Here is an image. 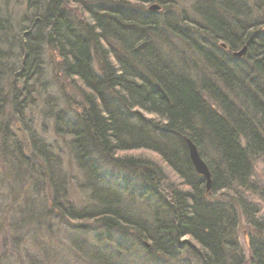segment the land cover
Returning <instances> with one entry per match:
<instances>
[{
    "label": "trees",
    "instance_id": "16d2710c",
    "mask_svg": "<svg viewBox=\"0 0 264 264\" xmlns=\"http://www.w3.org/2000/svg\"><path fill=\"white\" fill-rule=\"evenodd\" d=\"M30 1L26 28L15 29L10 16L0 12V120L5 111L12 120L5 116L0 122V165L8 181L1 184L7 191L13 187L10 169L27 190L32 183L40 192L50 189L53 202L62 204L66 179L55 152L59 147L47 143L40 129L33 131L34 120L27 122V112L39 108L41 118L52 120L57 139L69 141L96 199L90 210L58 208L59 224V218L101 224L107 246L112 234H134L150 264H163L153 255L172 260L182 249H196L201 264H247L237 239L240 209L257 231L250 237L249 264H264V222L246 196L255 192L254 162L264 158V0H192L179 12L174 0ZM153 3L160 8L144 7ZM70 4L81 12L68 10ZM50 27L57 52L47 66L42 49ZM243 47L242 56L234 55ZM58 77L64 82L60 95L50 89ZM66 83L82 103L71 121L62 119L68 111L61 99L73 104L63 89ZM17 123L25 126L34 158L42 159L32 161L24 153L26 141L15 139L12 130ZM187 139L210 170L208 194L190 160ZM9 149L13 157L6 166ZM91 150V156L106 159L136 150L158 158L124 156L118 167L127 176L118 182L98 172L94 157L88 156L86 164ZM221 192L228 201L214 199ZM25 199L20 218L2 211L0 234H6L0 238V264L9 261L5 247L12 241L18 246L28 225L42 236L35 235L39 248L24 264H52L50 255L56 254L44 243L53 235V211ZM77 239L65 247L78 248ZM128 248L123 246V257L98 249L92 264H134Z\"/></svg>",
    "mask_w": 264,
    "mask_h": 264
},
{
    "label": "rangeland",
    "instance_id": "374dc122",
    "mask_svg": "<svg viewBox=\"0 0 264 264\" xmlns=\"http://www.w3.org/2000/svg\"><path fill=\"white\" fill-rule=\"evenodd\" d=\"M174 2L178 3V9H177L178 12L179 10L181 11V9H186L187 7H190L191 4H193L192 0H174ZM154 4L156 3L147 4V5L145 4L144 7L151 10L150 7ZM31 5H34V3L33 2L31 3L30 0H0V12L5 14L6 16H10L15 26V29L20 30V28H24V27L26 28V25L28 26L30 25L28 22L30 18L29 12L31 11L30 10ZM67 9L72 10L77 14L81 12V10L78 7L71 4L69 7H67ZM46 46L47 47H43L42 49L43 51L42 57H43V62L45 61L48 66L49 63H53L52 57H55L56 51H52L54 50V46L52 47H49L48 45ZM9 80H10L9 78L8 81L5 80L7 81V87L10 82ZM5 81H3V83ZM51 81L54 86L51 87L50 89H53V91L56 94L57 92L59 93V90H61L60 85L64 83L63 80L61 79V77H58L56 79L53 78ZM3 85H5V83ZM64 85L65 86H63L64 87L63 89L68 91L69 94L68 93L67 94L69 95V98L73 100V104L71 105V101L69 100V105H68L66 104L67 102L65 103L64 99H61L62 100L61 107L68 111L67 113H65V116L67 118L65 121H71L75 117L74 114L82 110V103H80L81 98L79 97V95L70 89V85L68 83ZM20 86L21 85H19L18 87ZM37 103L39 105L41 102H37ZM6 114L8 113H6L5 111L3 115L4 117L3 119L0 120V122L5 120L6 118H8L9 121H12L10 120L9 116ZM27 114H28L27 122H30V120H34V125L32 128L33 131H39L40 129L43 138L47 141V143L49 144L52 143L53 145H55V147H59V151L56 149L55 152H56V156L57 157L59 156V160L61 162L60 168L62 170L63 176H65L66 179V190L65 192H63L64 196L61 200L62 204L61 202H53L55 200L53 197V191L49 189V191L47 192L46 191L40 192L37 190L38 187L35 188L34 183L31 184V190H27L24 184H22L21 178L16 174H13L12 173L13 170L9 169L8 171L9 176L7 177H9V179L11 178V183L13 184V187H9L10 189L9 188L8 189L10 191H7V188H5L6 186L1 184L2 179L6 180V183H8L7 179L3 178L7 174L6 173L7 169L2 170V166L0 165V184L4 187L3 190L2 187H0L2 191L0 193V225H1V221L3 222L2 214L4 211H8V216L9 218L11 217V219H13L12 218L13 215L16 217V219L20 218L19 217L20 213L23 212L19 209V207L20 205L23 204L22 201L25 199V197H28V195L30 196V198H26L28 200V203L31 200L33 201V203L37 202L38 205L39 204L42 205L43 203L48 210L53 212L58 210V208H61L60 211L65 212L66 210L65 208L70 205L75 206L76 208L79 209H89L91 206H95L96 199L92 194L90 195V190L87 189L88 181L84 175L85 170H83V168L79 166V163L76 160L75 156L73 155V151L70 145L68 144L69 141L67 142L64 139L63 140L57 139V137L53 133L52 120H46L47 118L45 119L41 118V116L39 115L41 114L39 108H34L31 111L27 112ZM5 116L7 117L5 118ZM146 116L149 117V115ZM17 124H15V128H13L12 130L14 136H16L15 139L19 140L20 142L22 140L26 141L24 145L27 146L28 149H25L24 153L27 154L29 157L31 156L30 159H32V161H34L33 159L35 160L42 159V157L39 154H37V158H34L31 151V149L33 148L32 147L33 143L32 141H29L27 134H25L24 132L25 126L22 123H17ZM41 125H45V128H42ZM42 135H40V133L38 132V136L42 137ZM1 139L2 136H0V140ZM8 152L10 153L7 154V158H6L7 161H5L6 166H8V164L9 165L11 164L12 162L11 158L13 157L10 155L12 153L10 149L8 150ZM95 155L96 154L93 155L94 162L96 163L98 162L99 166L101 165V167L103 168L102 172L104 173V175L107 178L112 177L118 182H124L126 180L124 175L125 172L119 169L118 167L123 165V163H125L124 156L134 157L138 155H145V156L158 158L156 154L150 153L145 150L125 152L119 156L108 157L107 159ZM16 157H19V155L17 154ZM24 159L26 161L30 160V159H26L25 157ZM0 164H1V160H0ZM43 170H44V166H43ZM104 171H108V172L113 171L114 175H110ZM40 180L47 182V180L44 178H40ZM253 181L255 185V192L248 193L246 196L248 197V201L250 202L249 205L255 206L256 207L255 209L258 211L256 212V218L263 223L264 222V158H260L254 162ZM98 184H99L98 186L103 185L100 182ZM132 184H135V182H132ZM15 188L16 190H14ZM208 193H210V191ZM222 194H224V192L215 195L214 199L216 198L222 201H228L229 200L228 195H222ZM9 203H11L12 205L11 207H8ZM38 205L36 208H39ZM64 205H66L65 208ZM53 212H52L53 220H50L49 223L51 222L54 223L59 216V210L57 214ZM237 212H238V216H240L239 217L240 220L237 226V239L242 247L243 253L247 258V264H249L248 259L251 256L250 243H249L250 237L252 235L255 236L257 234V231L253 226H251L250 223H248V219L246 218L245 213H243L240 209H238ZM62 219L59 218L60 224L58 223V221H56L52 225V227L49 228L51 229L50 231L53 232L52 236H47V238L51 239V242L48 241L47 245H45L44 243V246H46V248H50V247L52 248L51 253H53L54 255L56 254L55 256L49 254L52 258V264H92V259L93 258L97 259L98 255L100 254L98 249H104V251H109V252H111V250L112 252L118 251L120 257H123V246L130 247L128 249L132 251L131 256L134 260V264H150L147 259L144 260L145 257H147L145 256V254L147 253L144 252L146 250L145 245L141 243L134 234H128L129 232L127 231L126 234H128L129 236L123 235V238L121 237V235L112 234L113 235L112 245L107 246L106 244L107 234L104 233L103 225L92 222L78 223V221L76 223H73L74 224L73 225L72 221H70L68 218L67 219L65 218V220L61 222ZM28 229L29 231L27 232L25 239L24 240L21 239L22 241L18 246L12 248L10 244H8L7 248L5 247V249L8 250L7 257L9 261L5 262L4 264H24L25 261L24 259L28 258L29 256L28 254L30 255L36 254L37 247L39 248V245H35L34 241H36V239H38L42 235L41 233L37 234L34 231V228L31 227L30 225H28ZM43 231L44 230H42L41 228L40 232H42V234H46V232ZM12 233H14V231H12ZM4 234H6L5 230H3L2 233L0 234V238H2ZM35 235H38L39 237ZM73 237L78 238L77 242L80 245V246L78 245V248L72 249L76 253L75 256L73 255L74 252H72L71 249L65 247V244L67 245V243H70L73 240ZM118 241L120 242L118 243ZM104 246L106 247L104 248ZM119 249H121V251H119ZM181 251L182 253H180L179 256H177L172 260L158 254L153 255L154 256L153 259L155 261H161L163 264H172V262L173 264L175 262H176L175 264H201L200 263L201 260L198 258V256L195 253L196 249L195 251L191 250L190 252L188 251V249H182ZM147 255H149V253Z\"/></svg>",
    "mask_w": 264,
    "mask_h": 264
},
{
    "label": "water",
    "instance_id": "95a60500",
    "mask_svg": "<svg viewBox=\"0 0 264 264\" xmlns=\"http://www.w3.org/2000/svg\"><path fill=\"white\" fill-rule=\"evenodd\" d=\"M151 9H159V6L154 4L150 7ZM48 44L50 46H54L56 47L55 44V38L52 34V28H50V30L48 31ZM245 52V49L241 52H239L237 55H242ZM187 144H188V148H189V155H190V159L193 163V166L195 167L197 173H199L201 176H203L206 180V187L209 190L212 186V180H211V174L209 171V168L207 166V164L205 163V161L203 160V158L201 157L197 146L190 140L187 139Z\"/></svg>",
    "mask_w": 264,
    "mask_h": 264
},
{
    "label": "bare ground",
    "instance_id": "6f19581e",
    "mask_svg": "<svg viewBox=\"0 0 264 264\" xmlns=\"http://www.w3.org/2000/svg\"><path fill=\"white\" fill-rule=\"evenodd\" d=\"M50 28H52V27H50ZM49 30H50V29H49ZM49 30H48V31H49ZM48 31H47V36H48ZM47 39H48V38H47ZM47 43H48V40H47ZM43 46H45V44H44ZM43 46H42V47H43ZM48 46H49V47H52V46H50L49 44H48ZM244 49H245V47H243V49H241L240 51L235 52L234 55H237L239 52L243 51ZM53 51H56V52H57V48L54 47V50H53ZM42 52H43V51H42ZM243 54H244V53H243ZM243 54H242V55H243ZM42 55H43V53H42ZM242 55H240V56H242ZM237 56H239V55H237ZM62 119H63L64 121L67 119L66 116H65V112H62ZM90 154H92V150L89 151V152H87V154H85V155H86L85 158H88V156H90ZM91 157H93V156H91ZM91 157L88 158L87 163H86L87 165H88L89 161L91 160ZM189 157H190V155H189ZM190 160H191V159H190ZM92 161H93V160H92ZM191 162H192V161H191ZM205 163H206V162H205ZM192 164H193V163H192ZM94 165H95V163H94ZM95 167H98V172L101 173V172L103 171V168L101 167V165L99 166L98 163L96 164ZM193 167H194V166H193ZM194 169H195V167H194ZM209 171H210V170H209ZM104 172H108V171H104ZM195 172L197 173L196 169H195ZM197 174H198L199 176H201L199 173H197ZM210 174H211V173H210ZM126 176H127V175L125 174V177H126ZM201 177L205 180V178H204L203 176H201ZM211 180H212V178H211ZM211 187H212V186H211ZM100 189H103L104 191L107 190V188L104 187V186H103V187L100 186ZM205 189H206V193H207V194H208L209 191H211V188L208 190L207 187H206V180H205ZM14 244L16 245V242H15V241H12V242H11V245H14ZM11 245H10V246H11ZM16 246H17V245H16ZM11 247H12V246H11ZM12 248H13V247H12Z\"/></svg>",
    "mask_w": 264,
    "mask_h": 264
}]
</instances>
